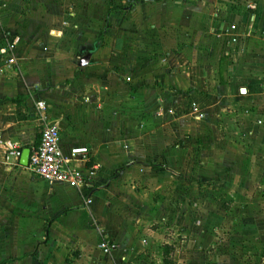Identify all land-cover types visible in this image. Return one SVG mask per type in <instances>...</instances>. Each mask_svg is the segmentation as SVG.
Instances as JSON below:
<instances>
[{
	"label": "crops",
	"instance_id": "0c3cea01",
	"mask_svg": "<svg viewBox=\"0 0 264 264\" xmlns=\"http://www.w3.org/2000/svg\"><path fill=\"white\" fill-rule=\"evenodd\" d=\"M248 2L0 0V49L15 57L0 54V264H162L170 243L144 226L148 197L170 179L225 178L249 135L264 155V0ZM38 102L65 155L88 149L74 164L96 168L88 190L10 155L39 143Z\"/></svg>",
	"mask_w": 264,
	"mask_h": 264
},
{
	"label": "rangeland",
	"instance_id": "374dc122",
	"mask_svg": "<svg viewBox=\"0 0 264 264\" xmlns=\"http://www.w3.org/2000/svg\"><path fill=\"white\" fill-rule=\"evenodd\" d=\"M243 6L256 13L253 0ZM229 36L232 47L240 44V34ZM260 120L257 124L264 129V117ZM252 138L239 143L236 162L228 164L225 178L170 179L166 196L148 197L144 226L158 230L170 243L175 250L172 264H264V155L258 158L259 139ZM227 146L223 138L215 150L225 152ZM135 209H129L128 220ZM89 225L94 228V221ZM103 242L98 245L102 253ZM108 246L110 252L115 248L113 243Z\"/></svg>",
	"mask_w": 264,
	"mask_h": 264
},
{
	"label": "built area",
	"instance_id": "2783aa9c",
	"mask_svg": "<svg viewBox=\"0 0 264 264\" xmlns=\"http://www.w3.org/2000/svg\"><path fill=\"white\" fill-rule=\"evenodd\" d=\"M14 45L6 43L0 49V54L6 55L8 65L15 64L13 56ZM45 103H36V111L44 126L40 132L39 143L30 149V156L27 169L31 175L39 178L48 184H65L67 187L81 191L91 187L95 176L96 168L83 171L74 164L86 162L88 159V149L85 147H72L69 155H65L60 145V133L55 124L48 123L45 118ZM194 110L195 105L192 106ZM261 124V122H258ZM16 159L21 156L20 150L10 153ZM90 200H87L89 203ZM101 248L105 254L110 253L108 243L103 242Z\"/></svg>",
	"mask_w": 264,
	"mask_h": 264
},
{
	"label": "water",
	"instance_id": "95a60500",
	"mask_svg": "<svg viewBox=\"0 0 264 264\" xmlns=\"http://www.w3.org/2000/svg\"><path fill=\"white\" fill-rule=\"evenodd\" d=\"M90 57H91V53L90 52L85 54L84 56H82L79 59L78 66L79 67H86L88 62H89V60H90ZM241 92L244 93L245 90L242 89ZM29 156H30V148H24L22 153H21V156L19 158V163H20L21 166H23V167H27L28 166Z\"/></svg>",
	"mask_w": 264,
	"mask_h": 264
},
{
	"label": "trees",
	"instance_id": "16d2710c",
	"mask_svg": "<svg viewBox=\"0 0 264 264\" xmlns=\"http://www.w3.org/2000/svg\"><path fill=\"white\" fill-rule=\"evenodd\" d=\"M223 83V81H221ZM173 252V248L165 244L162 246V264H172V258H171V253Z\"/></svg>",
	"mask_w": 264,
	"mask_h": 264
}]
</instances>
